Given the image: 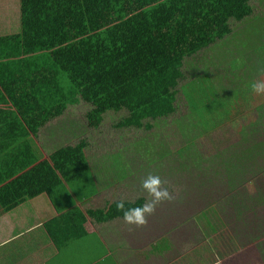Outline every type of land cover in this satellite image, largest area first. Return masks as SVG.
<instances>
[{
    "label": "trees",
    "instance_id": "obj_1",
    "mask_svg": "<svg viewBox=\"0 0 264 264\" xmlns=\"http://www.w3.org/2000/svg\"><path fill=\"white\" fill-rule=\"evenodd\" d=\"M263 6L264 0H20V26L0 34V89L12 111L4 113L9 121L0 123V205L11 211L44 193L54 199L62 187L74 199L97 183L111 186L121 181L119 169H109L104 157L103 170L114 177L113 183L89 161L94 149L87 139L49 149L48 159L37 156L33 140H40L51 122L83 102L92 107L84 117L86 129L101 128L111 111L127 110L128 116L114 129L153 131L158 123L178 116L183 96L190 114L178 124L198 135L229 118L247 122L236 146L240 153L222 159L229 183H235V177L263 156L264 144L251 141L258 138L264 121V93L235 91L240 102L229 105L221 103L228 91L212 90L215 84L235 81L230 66L238 54L256 60L254 52L233 49L238 39L233 30L237 25L235 30L245 32L264 23ZM11 15L6 21L0 17L1 30ZM259 31L264 40V31ZM212 47H219L217 59L208 61L212 67L197 65L196 73L188 76L190 59ZM215 97L221 100L210 106ZM117 201L89 214L103 222L124 217ZM124 202L126 208L135 207L145 198ZM71 214L82 228L77 215L86 221L87 214ZM204 214L217 232V220Z\"/></svg>",
    "mask_w": 264,
    "mask_h": 264
},
{
    "label": "rangeland",
    "instance_id": "obj_2",
    "mask_svg": "<svg viewBox=\"0 0 264 264\" xmlns=\"http://www.w3.org/2000/svg\"><path fill=\"white\" fill-rule=\"evenodd\" d=\"M0 3L1 18L6 21L9 13L12 14L11 23L7 24L10 26L5 29L20 26V0H0ZM235 27L233 33L238 39L233 49L238 51L242 48V53L254 52L256 60L252 63L250 57L238 54L235 64L230 66L234 72L231 74L235 79L233 85L232 82L229 86L220 84L217 87L215 84L212 91H228L221 103L229 105L240 102L235 91H252L251 83L262 81L264 75V40L260 39L259 31H264V23L256 24L245 32H238ZM218 48L212 47L196 59H190L186 67L188 76L196 73L197 65L211 68L208 61L217 59ZM220 67L228 68L227 65ZM202 71L197 70L199 74ZM181 99L178 116L169 122L158 123L153 131L114 129V124L128 116L127 110L111 111L105 114L101 128L86 129L84 117L92 107L83 102L80 106H71L65 116L51 122L42 130L40 140H32L37 149L41 147L42 151L48 152L49 149L87 139L92 143L91 150L94 149L88 156L89 161L92 159L103 170L101 158L104 157L103 163L109 169H119L121 181L117 183L103 170L107 182L110 180L115 185L113 183L101 198L98 197L100 200L95 202L98 207L104 205L105 198L135 201L144 197L145 203H151L153 197L142 187L143 181L149 175L161 178L162 187L168 189L172 198L156 203L155 211L147 216L146 224L140 227L125 225L123 233L132 237H124L128 244L148 247L167 238L172 246L171 260L178 264H264V149L256 166L249 165L250 170L238 179L235 177V183H229L222 159L226 160L233 152L240 153L236 146L242 142L247 122L229 118L210 133L198 135L191 128L184 129L178 124L180 117L190 114L185 97ZM218 100L221 98L215 97L209 105L215 107ZM7 112L12 115L11 109L0 110V123L9 121L4 116ZM11 120L16 121L14 117ZM259 128L258 138L251 144H264V121ZM17 137L24 139L25 135L19 133ZM236 205L242 206L236 208ZM204 212L217 220V232H213L206 223Z\"/></svg>",
    "mask_w": 264,
    "mask_h": 264
},
{
    "label": "crops",
    "instance_id": "obj_3",
    "mask_svg": "<svg viewBox=\"0 0 264 264\" xmlns=\"http://www.w3.org/2000/svg\"><path fill=\"white\" fill-rule=\"evenodd\" d=\"M3 31L7 32L5 27L0 34ZM2 94L0 89V110L9 106ZM37 156L44 160L49 153L39 147ZM102 184L74 199L62 187L55 191L58 194L54 199L44 193L11 211L0 205V264H178L171 260L169 239L157 240L148 247L128 244L124 237H132L123 233L127 224L124 217L103 222L89 214L116 201L105 198L103 206L95 205L105 189L113 186ZM74 210L87 214L86 221L77 215L82 228L75 223L71 214Z\"/></svg>",
    "mask_w": 264,
    "mask_h": 264
},
{
    "label": "clouds",
    "instance_id": "obj_4",
    "mask_svg": "<svg viewBox=\"0 0 264 264\" xmlns=\"http://www.w3.org/2000/svg\"><path fill=\"white\" fill-rule=\"evenodd\" d=\"M255 93H264V81H254L250 85ZM162 180L158 175H149L143 181L142 187L153 197L151 203H144L140 206L125 207L123 200L116 202L118 210L123 211L124 220L129 224L144 225L147 223V216L155 211L156 203L163 199H171V193L167 188L162 187Z\"/></svg>",
    "mask_w": 264,
    "mask_h": 264
}]
</instances>
